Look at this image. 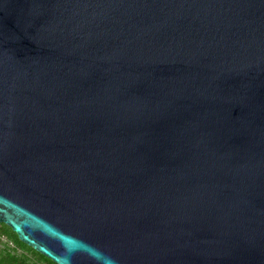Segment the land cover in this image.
Here are the masks:
<instances>
[{
    "label": "water",
    "instance_id": "95a60500",
    "mask_svg": "<svg viewBox=\"0 0 264 264\" xmlns=\"http://www.w3.org/2000/svg\"><path fill=\"white\" fill-rule=\"evenodd\" d=\"M0 223L55 264H264V0H0Z\"/></svg>",
    "mask_w": 264,
    "mask_h": 264
},
{
    "label": "trees",
    "instance_id": "16d2710c",
    "mask_svg": "<svg viewBox=\"0 0 264 264\" xmlns=\"http://www.w3.org/2000/svg\"><path fill=\"white\" fill-rule=\"evenodd\" d=\"M0 237L6 240L0 246V264H55L19 241L16 234L1 223Z\"/></svg>",
    "mask_w": 264,
    "mask_h": 264
},
{
    "label": "rangeland",
    "instance_id": "374dc122",
    "mask_svg": "<svg viewBox=\"0 0 264 264\" xmlns=\"http://www.w3.org/2000/svg\"><path fill=\"white\" fill-rule=\"evenodd\" d=\"M6 240H5V238H3V237H0V246H2V244L1 243H3V242H5ZM9 245H11V244H9Z\"/></svg>",
    "mask_w": 264,
    "mask_h": 264
}]
</instances>
